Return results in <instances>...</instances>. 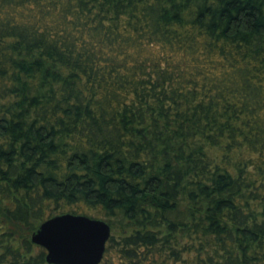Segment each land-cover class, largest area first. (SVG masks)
<instances>
[{
  "label": "trees",
  "instance_id": "obj_1",
  "mask_svg": "<svg viewBox=\"0 0 264 264\" xmlns=\"http://www.w3.org/2000/svg\"><path fill=\"white\" fill-rule=\"evenodd\" d=\"M71 206L100 264H264V0H0V264Z\"/></svg>",
  "mask_w": 264,
  "mask_h": 264
},
{
  "label": "water",
  "instance_id": "obj_2",
  "mask_svg": "<svg viewBox=\"0 0 264 264\" xmlns=\"http://www.w3.org/2000/svg\"><path fill=\"white\" fill-rule=\"evenodd\" d=\"M110 235L102 220L64 213L42 222L30 240L45 250L47 264H100Z\"/></svg>",
  "mask_w": 264,
  "mask_h": 264
},
{
  "label": "rangeland",
  "instance_id": "obj_3",
  "mask_svg": "<svg viewBox=\"0 0 264 264\" xmlns=\"http://www.w3.org/2000/svg\"><path fill=\"white\" fill-rule=\"evenodd\" d=\"M61 210L65 211L66 213H71V212L75 211L77 214H87L91 218L99 219V220H102V221L107 223L106 218L103 216V214L100 211L95 210V209H90V208H86V207H83V206L82 207L71 206V207H68V208L67 207H63Z\"/></svg>",
  "mask_w": 264,
  "mask_h": 264
}]
</instances>
